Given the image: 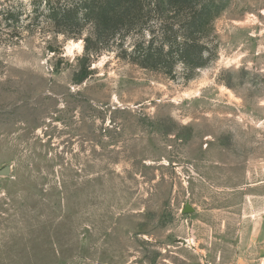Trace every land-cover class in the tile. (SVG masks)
<instances>
[{
  "label": "rangeland",
  "instance_id": "obj_1",
  "mask_svg": "<svg viewBox=\"0 0 264 264\" xmlns=\"http://www.w3.org/2000/svg\"><path fill=\"white\" fill-rule=\"evenodd\" d=\"M31 1L0 41V264H264V0H214L189 76L111 49L81 82L89 31Z\"/></svg>",
  "mask_w": 264,
  "mask_h": 264
},
{
  "label": "trees",
  "instance_id": "obj_2",
  "mask_svg": "<svg viewBox=\"0 0 264 264\" xmlns=\"http://www.w3.org/2000/svg\"><path fill=\"white\" fill-rule=\"evenodd\" d=\"M8 1L0 0V41L22 31L23 13ZM31 5L34 23L45 14L58 32L70 37L89 31L77 82L91 73L90 59L104 50L166 74L181 64L188 76L215 53L213 23L220 6L214 0H32Z\"/></svg>",
  "mask_w": 264,
  "mask_h": 264
},
{
  "label": "water",
  "instance_id": "obj_3",
  "mask_svg": "<svg viewBox=\"0 0 264 264\" xmlns=\"http://www.w3.org/2000/svg\"><path fill=\"white\" fill-rule=\"evenodd\" d=\"M9 171H10V167L7 166V167L1 172V174H7ZM184 211H185V212H191V211H193V208H192V206H191L190 204H187V206H186V208H185Z\"/></svg>",
  "mask_w": 264,
  "mask_h": 264
}]
</instances>
